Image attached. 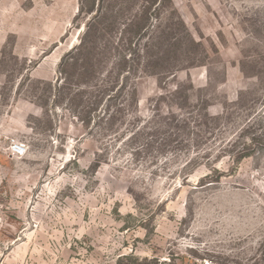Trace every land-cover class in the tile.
<instances>
[{
    "label": "rangeland",
    "instance_id": "obj_1",
    "mask_svg": "<svg viewBox=\"0 0 264 264\" xmlns=\"http://www.w3.org/2000/svg\"><path fill=\"white\" fill-rule=\"evenodd\" d=\"M207 262L264 264V0H0V264Z\"/></svg>",
    "mask_w": 264,
    "mask_h": 264
},
{
    "label": "built area",
    "instance_id": "obj_2",
    "mask_svg": "<svg viewBox=\"0 0 264 264\" xmlns=\"http://www.w3.org/2000/svg\"><path fill=\"white\" fill-rule=\"evenodd\" d=\"M11 152L14 154L16 157H22L26 154V146L19 142L14 140L11 144ZM207 264H218V263H213V262H207Z\"/></svg>",
    "mask_w": 264,
    "mask_h": 264
},
{
    "label": "trees",
    "instance_id": "obj_3",
    "mask_svg": "<svg viewBox=\"0 0 264 264\" xmlns=\"http://www.w3.org/2000/svg\"><path fill=\"white\" fill-rule=\"evenodd\" d=\"M92 26V25H91ZM91 26L88 27L87 33L89 32V30L91 29Z\"/></svg>",
    "mask_w": 264,
    "mask_h": 264
}]
</instances>
